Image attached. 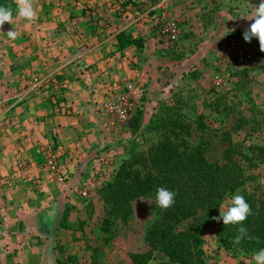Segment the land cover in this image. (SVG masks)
I'll use <instances>...</instances> for the list:
<instances>
[{"label": "rangeland", "instance_id": "374dc122", "mask_svg": "<svg viewBox=\"0 0 264 264\" xmlns=\"http://www.w3.org/2000/svg\"><path fill=\"white\" fill-rule=\"evenodd\" d=\"M166 1L168 4H164L165 9L148 11L141 5L143 3L140 0H131L134 5L131 8L138 10L139 13L129 9V14L125 15L119 7L117 12L127 17L128 15L150 17L152 25L160 23L163 13L167 12L178 23V39L170 47H165L157 41L154 31L150 28L148 33L151 49L159 51L163 57L181 61L198 51L200 44L207 41L205 44L207 55L198 67L180 78L171 93L166 94L154 108L149 122L143 124L137 112H140V115L143 113L142 103L146 101L147 84L144 82L134 84L132 76L129 75L138 68V64L129 61V58L137 57L139 52L132 49L130 51L133 53L130 54L129 51L117 49V53L121 52L117 54L113 45L110 51L113 55L109 66L110 72H106L108 75L104 83V86H107L106 96L114 101L118 96L125 94L133 103V111L129 112L125 121L106 113L112 141L109 147L102 150L101 153L106 152L105 155L100 153L101 155L97 156L98 159L101 158L97 167L110 169L96 190V200L86 206L89 207L86 214L91 217L88 220L89 224L86 225V221L75 217L72 212L69 213V217L65 219L67 222H63L65 233L56 239L58 241H54L52 250H58L60 254L68 251L71 255L61 262L58 257L53 258L51 256L53 254H46V264L167 262V257L159 251L161 247L149 239L153 234L158 240H165L159 238L160 234L166 237H182L190 231L188 227L190 224L194 226L191 230L198 233L202 241L201 254L196 256L195 264H256L253 256L264 248V245L261 248L253 245V242L258 240L252 237L233 245L231 241L238 235V231H234L230 236L221 235L219 231L224 226L223 222L217 223L212 219L219 215L220 207L210 215L198 212L192 218H183L178 224L169 220L168 225L163 227L161 226L165 220L162 219L161 212L156 210L155 200L149 196L130 201L117 215L108 214L109 206L105 205L106 196L101 194L102 188L112 181L123 163L131 164V169L144 174L147 169L138 161V157L147 154L165 141H169L180 152L201 149L204 159L210 164L223 166L232 158L247 177L243 186L232 195L244 196L247 203L253 197L256 209L259 202L264 204V52L260 51L256 38L246 42L242 36L245 29L253 23L251 18L254 8L258 6L260 0ZM230 39H234L253 57L250 62L236 67L226 63L224 48ZM125 53H128L126 59L129 63H124L122 59L126 56ZM130 82L134 84L136 92L126 88ZM160 119L165 125L159 121ZM156 124L158 127H154ZM9 126H2L5 129L3 130L5 136L11 134ZM51 139L52 142L56 140ZM47 144L41 147L47 146L52 149L54 146V142ZM37 156L38 165L44 169V177L42 179L33 177L30 180V194L27 191L18 193L46 198L62 195L65 190L52 183L44 168L46 156L44 151ZM8 159V154L1 158L2 166L8 165L10 160ZM10 162L21 172L27 171L30 166L24 157L17 156ZM57 162L61 164L60 161ZM3 170L1 168V172ZM11 174L0 173V180L4 181L3 186H7ZM0 191L1 199L6 201L0 205V264L8 262L13 264L11 258L14 256L17 258L19 255L13 250L21 248L24 243L33 250L32 261L38 260L43 255L39 250L41 245L39 238L32 236L29 239L16 233H23L25 229L23 223H20L22 222L20 213L31 206L21 202L8 204L7 200L14 195L11 192L13 190L1 188ZM77 198L81 199L79 196ZM90 199L91 197L81 201L86 203ZM225 201L226 199L222 204H225ZM103 224L107 225L106 230L103 229ZM168 226L171 227L170 231L167 230ZM183 251L181 250V255Z\"/></svg>", "mask_w": 264, "mask_h": 264}, {"label": "crops", "instance_id": "0c3cea01", "mask_svg": "<svg viewBox=\"0 0 264 264\" xmlns=\"http://www.w3.org/2000/svg\"><path fill=\"white\" fill-rule=\"evenodd\" d=\"M128 1L33 0L37 13L34 20L19 17L16 4L12 23L6 22L0 28V173H12L7 186L0 180V189L13 190L8 204L21 202L31 206L32 209L20 213V223L25 229L16 233L29 239L39 238L43 254L32 261L33 250L24 243L13 250L19 254L11 258L13 264H46V254L64 262L71 252L60 254L52 250L54 241L65 233L63 222H67L65 219L72 212L89 224L91 217L86 214L89 208L86 206L96 200L97 192L82 203L75 189L98 169L101 158L97 156L105 155L106 152H101L112 141L109 119L103 110L108 99L104 83L106 72H110L113 45L116 53L119 50L117 36L124 34L143 42L140 49L131 45L122 49L130 54L132 49L139 52L137 57L129 58L138 64L137 70L129 75L134 84H147L146 101L142 103L143 124L149 122L154 108L171 93L180 78L198 67L207 55V41L181 61L152 50L148 33L151 19L144 15L125 16L129 14ZM118 7L125 15L117 12ZM9 30L19 34L15 41L8 38ZM128 53L122 58L124 63H129ZM133 83L128 84L134 86ZM5 125H10L11 134L7 136L2 127ZM17 127L20 129L16 130ZM51 138L56 139L52 149L41 147L47 142L52 144ZM46 150H51L61 163L70 165L69 186L54 198L19 194L20 191L30 194V180L44 177L37 155ZM5 154L10 160L2 166ZM17 156L30 163L27 171L14 168L10 161ZM109 169L104 170L107 173ZM4 203L0 197V205Z\"/></svg>", "mask_w": 264, "mask_h": 264}, {"label": "trees", "instance_id": "16d2710c", "mask_svg": "<svg viewBox=\"0 0 264 264\" xmlns=\"http://www.w3.org/2000/svg\"><path fill=\"white\" fill-rule=\"evenodd\" d=\"M126 5L134 6L131 0ZM0 6L10 7L12 13L16 10L14 0H0ZM116 39L119 50L130 45L140 49L143 43L141 39H132L124 34H119ZM137 116H141L140 112H137ZM159 121L165 125L162 119ZM138 161L147 169L144 174L131 169V164L123 163L112 181L102 188L101 194L106 196L105 205L109 206V215H117L125 204L140 197L149 196L155 200L156 189L165 187L175 192L176 196L174 205L166 210L156 205V210L161 212V217L165 220L161 227L168 225L169 220L178 224L183 218H192L198 212L210 215L217 211L222 202L247 180L243 170L232 158L223 166L210 164L204 159L201 149L180 152L169 141L161 142L147 154L140 155ZM248 202L252 215L242 225L222 226L219 233L230 236L243 226L248 229L250 237L258 240L253 245L261 248L264 245V204L259 202L256 209L253 197ZM106 226L103 224V229L106 230ZM188 227L190 231L182 237H166L160 234L159 238L165 240H158L153 234L149 239L161 247L159 251L168 259L167 262L159 264H195L196 256L201 254L202 241L199 234L191 230L194 226L190 224ZM167 230L170 231L171 227L168 226ZM181 250H184L182 255Z\"/></svg>", "mask_w": 264, "mask_h": 264}, {"label": "built area", "instance_id": "2783aa9c", "mask_svg": "<svg viewBox=\"0 0 264 264\" xmlns=\"http://www.w3.org/2000/svg\"><path fill=\"white\" fill-rule=\"evenodd\" d=\"M166 0H140L142 6H144L148 11H156L159 9H165L164 4ZM185 1V0H176ZM128 5L126 7L127 12L138 10L131 8ZM141 6H139L140 8ZM134 12V13H135ZM151 30L154 31V36L158 42H161L165 47H170L178 39V23L176 20L172 19L167 12L163 13V17L160 23H154L151 26ZM224 55L226 63L230 65L240 66L252 60V56L242 47H240L234 39H230L228 44L224 48ZM126 88L128 90H134L131 84H127ZM134 92H136L134 90ZM133 103L128 100V97L123 94L118 96L117 100L107 99V102L103 105V110L105 113L113 114L120 120L125 121L128 119L129 112L133 111ZM47 147V146H45ZM45 162L44 168L48 173L52 183H54L61 190L67 189L70 182V165L66 162L59 164L57 162V157L50 151L45 152ZM111 165V164H110ZM106 175L105 170L99 167L93 174H91L80 186L75 189V193L81 199L86 200L94 195V192L100 187L104 176Z\"/></svg>", "mask_w": 264, "mask_h": 264}, {"label": "clouds", "instance_id": "9594fccd", "mask_svg": "<svg viewBox=\"0 0 264 264\" xmlns=\"http://www.w3.org/2000/svg\"><path fill=\"white\" fill-rule=\"evenodd\" d=\"M18 16L28 21L36 18V10L33 8V0H16ZM253 23L249 25L243 32L242 36L246 42H251L256 38L259 42L261 52H264V0H260L258 6L254 8V13L251 18ZM12 23V9L7 6H0V28L5 23ZM18 33L14 30H9L7 36L10 40L15 41ZM176 193L168 190L165 187H158L155 193V204L161 209H168L175 203ZM226 205H230L227 206ZM252 215L251 206L246 202L244 196L240 194L232 195L230 199L226 198L225 204H221L219 215L212 217L217 223L223 222L225 226L230 224H243V222ZM238 235L231 241L233 245H238L245 238L250 239L248 229L241 226L237 229ZM253 259L256 264H264V249L259 250L254 254Z\"/></svg>", "mask_w": 264, "mask_h": 264}]
</instances>
